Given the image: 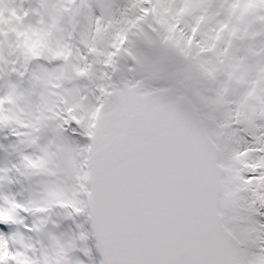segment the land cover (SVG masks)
I'll return each instance as SVG.
<instances>
[{
	"label": "rangeland",
	"instance_id": "374dc122",
	"mask_svg": "<svg viewBox=\"0 0 264 264\" xmlns=\"http://www.w3.org/2000/svg\"><path fill=\"white\" fill-rule=\"evenodd\" d=\"M34 1L31 9L30 0H0V82L7 76L6 84H0V127L9 118L16 128L14 122L20 126L28 122L30 135L34 141L39 139L29 153L30 163L41 166L33 176L30 172L24 177L30 208L21 195L23 180L14 178L15 190H9L10 182L1 179L5 187L0 192L7 194L5 198L0 195V264H104L90 214L89 160L96 117L104 109L102 99L87 82L69 88L62 85L73 44L75 0ZM234 5L223 9L222 26L229 22ZM221 9L214 6V0H85L82 16L76 21V72L96 78L93 69L101 67L102 80L97 84L102 90L103 79L115 69L129 82L140 80L145 88L160 84L178 95H189L203 114V101L196 90L205 81L194 73L198 64L187 49L188 42L197 40L195 31L201 27L211 30L207 14L211 10L220 15ZM33 44L37 45L35 52L29 51ZM120 49L125 52L124 61L116 57ZM32 58L38 59L30 67L31 74L24 77ZM207 113L213 115L215 110L207 109ZM242 117L240 111V117L235 113L232 121L239 126ZM204 120L222 150L221 164L226 168L224 221L238 236L249 231L253 220L264 224L252 208L257 200H264V133L250 137L245 150L239 151L234 141V148L227 149L216 137L221 129L217 131L205 116ZM83 123L86 129H81ZM20 130L0 128V164L12 171L20 164L4 151L11 140L22 135ZM230 157L239 163L242 160L243 166L231 165ZM239 171L244 172L242 176ZM4 179L9 180L7 175ZM230 199L232 208L226 203ZM20 203L28 207L23 211L29 216L19 214L12 219ZM260 234H264L262 227H256L244 246L260 251L259 243L264 242Z\"/></svg>",
	"mask_w": 264,
	"mask_h": 264
},
{
	"label": "water",
	"instance_id": "95a60500",
	"mask_svg": "<svg viewBox=\"0 0 264 264\" xmlns=\"http://www.w3.org/2000/svg\"><path fill=\"white\" fill-rule=\"evenodd\" d=\"M75 2L74 43L84 0ZM74 62L75 45L64 86L95 85L75 72ZM107 100L91 141L90 197L105 264H247L246 249L221 214L222 152L193 102L166 90L140 97L111 92Z\"/></svg>",
	"mask_w": 264,
	"mask_h": 264
},
{
	"label": "trees",
	"instance_id": "16d2710c",
	"mask_svg": "<svg viewBox=\"0 0 264 264\" xmlns=\"http://www.w3.org/2000/svg\"><path fill=\"white\" fill-rule=\"evenodd\" d=\"M32 1V2H31ZM220 1V2H219ZM228 0H218L219 4L224 6ZM239 0H234L238 2ZM31 9H34V0H30ZM242 10L249 9L250 16L248 18L244 16L243 11L240 9L236 12L234 19L229 26L228 30L222 33V44L219 48L210 52L207 57V61H201L194 72L196 77L199 79L202 77L205 81L202 88L195 86L196 94L203 101V107L205 110L202 116L206 117L207 122L216 127L217 131L221 129V133L216 135L223 146L230 149L232 142L238 143V148H244L247 143L243 142L245 136L257 135L258 133H264V53L259 52L264 47V3L263 0H241ZM34 15V13L32 12ZM211 20V30L205 31V34L201 38V42L207 47H210L213 33L218 32L223 27L220 26L219 21ZM14 22H17L15 20ZM16 25L12 23V29H15ZM85 43L82 42V47H85ZM228 46L226 50H223V46ZM245 46V47H244ZM201 45L197 44L194 49V53L200 50ZM246 48V49H244ZM37 45L33 44L29 47V51L35 52ZM184 52H187L186 50ZM117 56L124 61L125 53L122 51L117 52ZM36 59V58H32ZM93 71L96 74V78L92 75L94 81L102 80L103 70L98 65L94 67ZM205 74H201V72ZM195 83V82H194ZM31 87V86H30ZM29 87V88H30ZM215 98V101L213 100ZM239 109L242 119L244 122L243 129L235 125V121H232L233 114L238 113L240 117V111L233 112L234 109ZM207 109L215 110L213 115L207 113ZM26 115V114H25ZM15 117V116H14ZM4 126L3 130L9 129H21L18 131L22 135L16 140H11L10 144L7 145V150L11 154V160L20 164L15 168V163H12L14 168L13 171L3 168L0 166V186L5 187V184L1 181L10 182L14 184L15 179H22L21 185H23V191L21 192L22 198L25 201V205H28V193L24 190V186L28 183L26 181L27 174L36 171L40 168V165H32L30 154L22 152L25 148H30L38 144V138L35 139L30 135V127L28 122H23L24 126H20L18 122L17 128L13 127L12 119L9 118ZM32 121H35L33 119ZM31 121V122H32ZM30 122V123H31ZM223 123V124H221ZM84 124V123H83ZM84 124V128L86 129ZM227 131L228 135L226 136ZM37 142V144L35 143ZM234 148V146H231ZM18 151V152H16ZM231 165H237L235 158L230 157ZM238 160V159H237ZM243 166V163L239 164ZM244 172L239 171V176H242ZM24 174V176H23ZM7 175L8 179H4ZM227 181V180H226ZM228 182V181H227ZM15 187V184H14ZM7 193L0 192V195L5 198ZM234 197V196H233ZM9 200V198H7ZM229 206L232 208L233 203L228 200ZM262 201L257 200L252 206L253 209L257 210L262 207ZM25 205H17L19 211H14L11 214V218L15 215H23V210L28 208ZM32 205V203L29 206ZM256 211V212H257ZM18 217V216H17ZM261 219L264 217V212L260 213ZM249 231L240 232L238 234L239 239L245 242L251 239V231L256 230V227H261V222L251 221ZM247 224V223H245ZM249 233V234H248ZM264 235V234H260ZM264 247V244H261ZM262 247V246H261ZM249 254L248 264H264V248L260 251L247 249Z\"/></svg>",
	"mask_w": 264,
	"mask_h": 264
}]
</instances>
